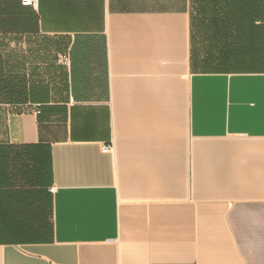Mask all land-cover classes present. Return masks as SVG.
I'll return each mask as SVG.
<instances>
[{
    "label": "crops",
    "instance_id": "obj_1",
    "mask_svg": "<svg viewBox=\"0 0 264 264\" xmlns=\"http://www.w3.org/2000/svg\"><path fill=\"white\" fill-rule=\"evenodd\" d=\"M8 76L0 264H264V0H0Z\"/></svg>",
    "mask_w": 264,
    "mask_h": 264
},
{
    "label": "trees",
    "instance_id": "obj_2",
    "mask_svg": "<svg viewBox=\"0 0 264 264\" xmlns=\"http://www.w3.org/2000/svg\"><path fill=\"white\" fill-rule=\"evenodd\" d=\"M13 76H8L4 80H0V100H7L9 103H14L16 99L26 97V92L15 88L13 85Z\"/></svg>",
    "mask_w": 264,
    "mask_h": 264
},
{
    "label": "built area",
    "instance_id": "obj_3",
    "mask_svg": "<svg viewBox=\"0 0 264 264\" xmlns=\"http://www.w3.org/2000/svg\"><path fill=\"white\" fill-rule=\"evenodd\" d=\"M24 4H30V5H35L37 4V0H23ZM37 114H39V110H37L36 112ZM105 152H109L111 150V147H104L103 149ZM52 192H55V188L51 189Z\"/></svg>",
    "mask_w": 264,
    "mask_h": 264
}]
</instances>
